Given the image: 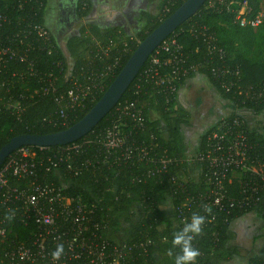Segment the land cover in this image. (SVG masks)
<instances>
[{
  "label": "trees",
  "instance_id": "16d2710c",
  "mask_svg": "<svg viewBox=\"0 0 264 264\" xmlns=\"http://www.w3.org/2000/svg\"><path fill=\"white\" fill-rule=\"evenodd\" d=\"M68 1L70 21L85 19V22L63 41L59 40V37L66 29L60 23V10L55 0H0V12H4L9 18L0 32L10 40L13 39V45L19 54L33 61L36 73L24 78L11 76L13 72L20 73L24 70V63L18 60H9L1 68L0 147L13 136L55 132L80 119L100 98L137 43L185 0H157V13L142 11L139 18L144 25L133 35L125 34L117 28H102L94 21L86 19L91 10L90 0ZM246 2L252 8V13H256L260 8V0ZM206 4L207 1L172 32L183 30L178 33L177 39L183 46L184 54L188 56L187 60L202 62L208 59L205 45L198 36L200 30L205 28L208 34L215 35L216 44L225 51L224 59L214 61L218 65L225 64L239 69V89H258L264 84V20L255 29L240 27L233 22V12L224 8H208ZM165 5L169 7L167 13L163 11ZM237 8V4L231 5V9ZM38 24L48 30V42H43L34 33L26 35L22 32V29L26 30L30 25ZM70 24H67V27ZM190 28L193 30L189 31ZM97 40L103 44L112 41L115 45L108 55L95 57ZM115 57L118 58L119 65L112 68L111 74L102 77L104 90L95 100L86 103L85 108L70 109L64 102L66 91L71 86L70 79L78 77L79 81L83 82L92 71H104ZM206 65L196 73L203 75L216 93L229 102L231 111L224 119L229 120L235 116L243 119L252 152L256 148L263 150L264 125H258V120L255 126L248 128L249 120L244 111L261 114L264 111V97H245L236 90L225 92ZM146 66L147 62H144L115 105L125 100L132 102L140 116L145 118L144 128H135L134 121L129 116L118 117L114 106L89 133L81 137L92 139L90 147L85 149L81 158H90L91 154L98 153L101 159L102 155L106 154L100 143L101 132L119 118L118 123L128 143L134 140L146 142L150 136H154L159 147L165 150L169 157L178 161L176 165L169 167V173L176 171L180 177L186 179L184 185L188 191L197 193L203 187L205 170L198 172L204 165L187 159L188 146L184 142L182 127L189 123L190 113L181 106L174 107L177 93L166 101L163 90L154 84L151 73L145 72ZM196 73H189L185 78H180L178 87ZM49 77L53 80L52 88L47 93L37 92L28 99L32 91L38 89ZM57 98H61V102H58ZM14 102L21 104L22 109L19 112L11 107ZM60 108L64 109L67 124L59 123ZM150 111L155 112L157 117L151 118ZM213 126L200 135L195 153L202 150L204 136ZM111 157L113 158L114 154ZM144 172L145 166L142 163H116L112 159V164L100 163L83 168L78 176H72L75 182L70 185L68 191L73 195H80L84 201L96 203L95 211L103 220L106 237L112 240V244L125 242L135 245L124 264H177V259L183 255V251L182 245L174 243L173 240L190 224L188 220L185 223L180 222L174 210L175 204L184 194L176 189V184L168 182V173L161 177H147ZM233 184L234 189H230L236 195V185ZM164 204L165 209L162 208ZM256 217L264 223V204L261 210L256 211ZM262 227L264 229V224ZM187 235L191 236V247L199 253L194 264H225L240 256L238 246L234 243L231 223H223L220 219L207 224L204 222L200 224L198 233L189 232ZM261 237L259 249L247 257L246 264H264V232ZM0 264H7L1 250Z\"/></svg>",
  "mask_w": 264,
  "mask_h": 264
},
{
  "label": "built area",
  "instance_id": "2783aa9c",
  "mask_svg": "<svg viewBox=\"0 0 264 264\" xmlns=\"http://www.w3.org/2000/svg\"><path fill=\"white\" fill-rule=\"evenodd\" d=\"M206 1L208 8H224L233 12V22L240 27L255 29L264 20V10L259 8L252 13L246 0ZM232 4H237L238 8L231 9ZM163 11L169 12V7L165 5ZM8 20V15L0 12V29ZM180 31L171 32L145 61V72L151 73L154 84L161 87L166 101L177 93L180 78L196 73L207 63L206 68L225 92L236 90L245 97H264V84L256 90L239 89V69L218 65L214 61L225 57L224 49L216 44L215 35L202 28L198 36L205 45L208 59L189 61L177 39ZM22 32L26 35L34 33L43 42L49 40V32L43 25H30ZM114 45L112 41L103 44L97 40L95 57L108 55ZM9 60H18L25 65L22 72H13L11 76L24 78L36 75L33 61L19 54L13 39L0 32V72ZM118 65L115 57L104 71H92L83 82L72 77L65 95L66 105L70 109L85 108L86 103L95 100L104 90L102 77L111 74L112 68ZM52 85V77H49L32 91L28 99L37 92L47 93ZM56 100L61 102V98ZM11 107L17 112L22 109L17 102ZM115 108L118 117L129 116L135 128H144L145 118L140 116L132 102L125 100ZM244 112L249 115L248 120L253 119L249 121L248 128L255 126L258 120V125H264V111L258 115ZM58 114L59 123L67 124L63 108ZM116 119L101 132L100 143L106 153L101 159L98 153L91 154L90 158H81L92 143L89 137L54 147L20 146L5 157L0 165V250L7 264H124L135 245L125 242L112 244V240L106 237L103 220L95 211L96 203L84 201L80 195L68 191L75 182L72 176H78L83 168L100 163L112 164V159L116 163L144 164L147 177H161L168 173V182L176 184V189L184 194L174 206L176 218L182 223L187 220L191 223L193 217H202V224L218 219L232 223L245 215L256 216V211L261 210L264 204V149L256 148L252 152L243 119L238 116L229 120L220 117V121L206 132L202 150L187 158L204 165L198 172L205 170L203 187L193 194L184 185V177L176 171L169 173V167L178 161L159 147L154 136L146 142L134 140L128 143L118 123L119 118ZM110 152L114 154L113 158L108 154ZM233 183L236 195L231 191ZM258 220L262 226L263 220ZM61 245L63 250L59 258L54 259L53 253Z\"/></svg>",
  "mask_w": 264,
  "mask_h": 264
},
{
  "label": "water",
  "instance_id": "95a60500",
  "mask_svg": "<svg viewBox=\"0 0 264 264\" xmlns=\"http://www.w3.org/2000/svg\"><path fill=\"white\" fill-rule=\"evenodd\" d=\"M206 0H185L141 39L100 98L72 125L51 133H24L11 137L0 147V165L20 146H56L78 140L89 133L116 105L149 54L183 22L193 16Z\"/></svg>",
  "mask_w": 264,
  "mask_h": 264
},
{
  "label": "rangeland",
  "instance_id": "374dc122",
  "mask_svg": "<svg viewBox=\"0 0 264 264\" xmlns=\"http://www.w3.org/2000/svg\"><path fill=\"white\" fill-rule=\"evenodd\" d=\"M259 7L264 10V0H260ZM67 16L70 21V15ZM59 17L62 18L61 13ZM80 25V23L76 22L70 24L69 27H64L66 31L60 35L59 40H63L69 34L76 32ZM198 78L187 80L181 84L178 87L177 97L173 103L174 107L181 106L190 113L189 123L182 127L184 142L188 146L187 156L195 154V148L203 131L231 111L229 102L216 93L209 81L204 76ZM151 116L152 118L157 117L154 112H151ZM246 116L249 115L246 114ZM249 121L252 122L253 119L250 118ZM162 208L165 209L166 205H162ZM231 227L234 233V243L238 246L240 256L225 264H246L247 257L259 249L264 229L254 215L242 216L232 222Z\"/></svg>",
  "mask_w": 264,
  "mask_h": 264
},
{
  "label": "crops",
  "instance_id": "0c3cea01",
  "mask_svg": "<svg viewBox=\"0 0 264 264\" xmlns=\"http://www.w3.org/2000/svg\"><path fill=\"white\" fill-rule=\"evenodd\" d=\"M55 3L61 11L59 14L62 13L60 23H62L63 28L70 23L82 24L85 22V19L75 22L68 20L67 15H70V10L67 8L68 0H55ZM157 4V0H90L91 10L86 19L94 21L102 28H117L125 34L133 35L144 25V22L139 18L141 12L148 11L151 14H156ZM200 76L203 75L196 73L191 78L186 79L184 83ZM151 112L153 111H150V116Z\"/></svg>",
  "mask_w": 264,
  "mask_h": 264
},
{
  "label": "clouds",
  "instance_id": "9594fccd",
  "mask_svg": "<svg viewBox=\"0 0 264 264\" xmlns=\"http://www.w3.org/2000/svg\"><path fill=\"white\" fill-rule=\"evenodd\" d=\"M202 217H193L192 222L183 229L181 233H178L173 242L182 245L183 255L178 257L177 264H194L196 256L199 254L198 250L191 247V236L187 234L189 232L198 233L200 231V224L202 223ZM63 250L62 245L58 246L53 253V258L58 259Z\"/></svg>",
  "mask_w": 264,
  "mask_h": 264
},
{
  "label": "flooded vegetation",
  "instance_id": "af4514ba",
  "mask_svg": "<svg viewBox=\"0 0 264 264\" xmlns=\"http://www.w3.org/2000/svg\"><path fill=\"white\" fill-rule=\"evenodd\" d=\"M262 227V226H261ZM258 228V227H257ZM259 229L261 230L260 226H259Z\"/></svg>",
  "mask_w": 264,
  "mask_h": 264
}]
</instances>
